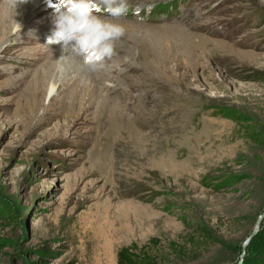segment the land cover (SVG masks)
<instances>
[{
    "label": "rangeland",
    "instance_id": "1",
    "mask_svg": "<svg viewBox=\"0 0 264 264\" xmlns=\"http://www.w3.org/2000/svg\"><path fill=\"white\" fill-rule=\"evenodd\" d=\"M126 3L92 71L0 0V264H264V0Z\"/></svg>",
    "mask_w": 264,
    "mask_h": 264
},
{
    "label": "clouds",
    "instance_id": "2",
    "mask_svg": "<svg viewBox=\"0 0 264 264\" xmlns=\"http://www.w3.org/2000/svg\"><path fill=\"white\" fill-rule=\"evenodd\" d=\"M27 0H8L10 7ZM52 10V29L46 45L58 46L61 54L71 52L80 57L85 66L95 71L114 55V42L124 33L119 19L127 12L126 0H46ZM17 29L21 26L16 24ZM63 58V55L60 56Z\"/></svg>",
    "mask_w": 264,
    "mask_h": 264
},
{
    "label": "trees",
    "instance_id": "3",
    "mask_svg": "<svg viewBox=\"0 0 264 264\" xmlns=\"http://www.w3.org/2000/svg\"><path fill=\"white\" fill-rule=\"evenodd\" d=\"M201 235L205 236V237L210 236L209 233L205 230L202 231ZM117 255H118V258H117L118 264H127V263L128 264H137L130 259L131 256L133 257V254L127 248L121 249ZM149 264H155V263L151 261V263H149Z\"/></svg>",
    "mask_w": 264,
    "mask_h": 264
},
{
    "label": "bare ground",
    "instance_id": "4",
    "mask_svg": "<svg viewBox=\"0 0 264 264\" xmlns=\"http://www.w3.org/2000/svg\"><path fill=\"white\" fill-rule=\"evenodd\" d=\"M38 3L39 2V0H32V3ZM26 18V17H25ZM55 64V63H54ZM52 66V65H51ZM54 83H52L51 85H49V89H48V94H47V97H49V96H51L52 94H53V92H54V89H55V87H54Z\"/></svg>",
    "mask_w": 264,
    "mask_h": 264
},
{
    "label": "water",
    "instance_id": "5",
    "mask_svg": "<svg viewBox=\"0 0 264 264\" xmlns=\"http://www.w3.org/2000/svg\"><path fill=\"white\" fill-rule=\"evenodd\" d=\"M263 216H264V212H263V214L261 215L260 219L263 218ZM259 221H260V220H259ZM259 221H258V223H259ZM251 236H252V235H251ZM250 238H251V237H249V238L247 239V241H245L243 247H245V245H247V243H248V241L250 240Z\"/></svg>",
    "mask_w": 264,
    "mask_h": 264
}]
</instances>
